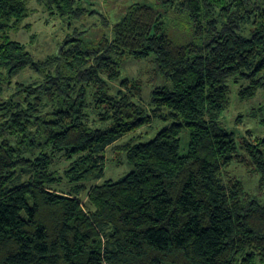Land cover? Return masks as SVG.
<instances>
[{
  "label": "trees",
  "instance_id": "obj_1",
  "mask_svg": "<svg viewBox=\"0 0 264 264\" xmlns=\"http://www.w3.org/2000/svg\"><path fill=\"white\" fill-rule=\"evenodd\" d=\"M37 2L65 20L99 14ZM31 14L0 0V264H264V202L229 172L264 186V135L237 140L222 122L231 86L240 102L264 89V0L131 3L110 32L75 31L43 60L8 36ZM127 58H151L147 102L138 79L112 86ZM26 69L32 80H13ZM251 115L264 127V101ZM154 121L152 139L120 148L132 170L103 180L106 149Z\"/></svg>",
  "mask_w": 264,
  "mask_h": 264
},
{
  "label": "rangeland",
  "instance_id": "obj_2",
  "mask_svg": "<svg viewBox=\"0 0 264 264\" xmlns=\"http://www.w3.org/2000/svg\"><path fill=\"white\" fill-rule=\"evenodd\" d=\"M162 0H126V2L112 4V0H79L82 7L92 8L99 11V14L90 17H83L79 21L65 20L55 14H51L48 10L44 9L37 0H28L29 7L32 14L27 19L26 24L30 25V29L12 30L8 36L12 40H16L27 45L28 51L33 55L36 60H43L51 54L56 53L61 42L73 32H79L77 38L85 42L95 41L101 37L102 33L110 32L112 25L121 18L124 14V8L131 3H142L152 7H156ZM109 26H104L102 16ZM173 19V15L170 14ZM170 23V34L174 39L185 40L183 34L176 31ZM106 27V28H105ZM33 36V37H32ZM151 58L134 60L125 59L121 65V75L112 86L114 90L119 88L118 83L121 79H138L143 82L141 86V98L143 102L149 101L154 84L148 82L151 78ZM36 75L30 69H26L19 73L13 80L14 81H29ZM32 78V79H31ZM155 86L166 87L172 89V83L164 76L159 75ZM11 90V89H10ZM9 91L4 93L7 96ZM3 97V98H4ZM264 101V89H260L255 98L240 102L236 96V87L231 86L230 106L222 117V122L225 127L236 134L237 140L241 139L248 130L253 134L264 135V127L259 123L258 118L251 115L252 108H256L261 102ZM165 125L163 122L154 121L150 127H145L135 132L134 134L127 135L123 139L117 141L105 151V173L103 180L111 179L114 181L119 180L128 174L132 167L127 163L124 151L120 148L131 139L133 143L146 142L152 139L160 128ZM134 138V139H133ZM180 154H185L188 147V132L185 128L182 129L180 136ZM229 172L235 175L238 179L244 182L247 191L252 195H256L264 202V186L260 188L259 179L257 175L248 172L243 166L233 164L229 168ZM81 198L86 202V196L82 195ZM256 264H262L257 261Z\"/></svg>",
  "mask_w": 264,
  "mask_h": 264
}]
</instances>
